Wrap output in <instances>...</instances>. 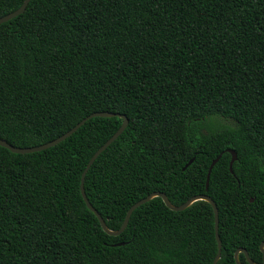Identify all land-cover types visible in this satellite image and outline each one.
I'll return each mask as SVG.
<instances>
[{
  "label": "trees",
  "instance_id": "trees-1",
  "mask_svg": "<svg viewBox=\"0 0 264 264\" xmlns=\"http://www.w3.org/2000/svg\"><path fill=\"white\" fill-rule=\"evenodd\" d=\"M23 1L0 0V17ZM94 112L128 120L83 181L109 231L149 194L207 195L216 264L238 249L262 264L264 0H31L0 24L1 140L39 146ZM121 123L91 118L40 152L0 147V264L213 263L206 201L154 197L117 236L87 209L81 174Z\"/></svg>",
  "mask_w": 264,
  "mask_h": 264
},
{
  "label": "water",
  "instance_id": "water-1",
  "mask_svg": "<svg viewBox=\"0 0 264 264\" xmlns=\"http://www.w3.org/2000/svg\"><path fill=\"white\" fill-rule=\"evenodd\" d=\"M31 0H24L22 2V4L19 6V8H17L16 10L0 17V24H3L5 22H8L9 20L21 15L28 3ZM119 117L122 119V123L119 126V128L117 129V131L108 139L106 140V142L104 144H102L94 153L93 155L89 158L82 174H81V179H80V193L81 196L83 198V201L87 207V209L89 211H91L95 217L97 218L101 228L108 234L111 236H117L119 234H121L129 221V218L131 216V214L133 213V211L135 209H137L138 207H140L141 205L145 204L146 202H148L150 199L154 198V197H160L161 200L163 201L164 205L169 208L172 211H182L185 208H187L191 203L198 201V200H203L208 202L213 210V214H214V228H215V239L217 242V253L216 256L213 260L212 264H216L218 259L220 258V252H221V241L220 238L218 236V210L217 207L215 205V203L213 202V200L207 196V195H197L194 196L192 198H190L189 200H187L185 203L179 205V206H173L170 204V202L168 201L167 197L165 196V194L160 193V192H155L152 194H149L148 196H146L145 198H142L140 200H138L137 202H135L133 205H131L129 207V209L127 210L125 217L123 219V222L120 226V228L117 231H109L106 226L105 223L103 221V219L101 218V216L99 215V213L91 206V204L88 202L85 193H84V189H83V181H84V177L87 173V171L89 170V168L91 167V165L94 163V161L97 159V157L110 145L112 144L121 134L122 132L125 130L127 124H128V120L124 115H120V114H113V113H108V112H94L90 115H88L87 117L83 118L80 122H78L75 126H73L70 130H68L67 132H65L64 134H62L61 136L55 138L54 140H51L45 144L39 145V146H33V147H26V148H18V147H13L11 145H9L8 143H6L5 141L0 139V147H3L7 150H9L11 153L14 154H29V153H34V152H40L43 150H46L50 147H53L57 144H59L60 142L64 141L66 138L70 137L78 128H80L86 121H88L91 118H95V117H100V118H109V117ZM227 153H229L231 155V160L229 162V172L232 174V164L233 162L236 160V153L233 150H226ZM220 155H218L210 164L208 171H207V176H206V183H205V189L207 190L208 188V180H209V175L210 172L213 168V166L217 163V161L219 160ZM193 159L189 160V162L182 168V170H184L188 165H190L192 163ZM250 202L253 201V199L249 200ZM120 245V244H118ZM264 242L260 245V250L262 251V264H264ZM242 252L246 258V261L248 262V264H255L247 255L246 251L244 249H238L235 253H234V260L236 264H241L239 262L238 259V254Z\"/></svg>",
  "mask_w": 264,
  "mask_h": 264
},
{
  "label": "rangeland",
  "instance_id": "rangeland-1",
  "mask_svg": "<svg viewBox=\"0 0 264 264\" xmlns=\"http://www.w3.org/2000/svg\"><path fill=\"white\" fill-rule=\"evenodd\" d=\"M215 121H217V123L221 124V125H227V126H230V127L234 126L233 122H231L229 120L216 119Z\"/></svg>",
  "mask_w": 264,
  "mask_h": 264
}]
</instances>
